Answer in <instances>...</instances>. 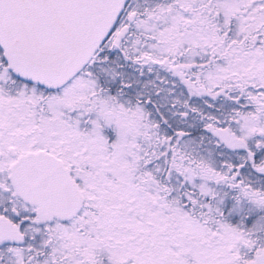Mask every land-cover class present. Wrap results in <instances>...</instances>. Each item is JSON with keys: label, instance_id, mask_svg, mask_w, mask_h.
Masks as SVG:
<instances>
[{"label": "snow or ice", "instance_id": "6c2138e0", "mask_svg": "<svg viewBox=\"0 0 264 264\" xmlns=\"http://www.w3.org/2000/svg\"><path fill=\"white\" fill-rule=\"evenodd\" d=\"M0 264H264V0H0Z\"/></svg>", "mask_w": 264, "mask_h": 264}]
</instances>
